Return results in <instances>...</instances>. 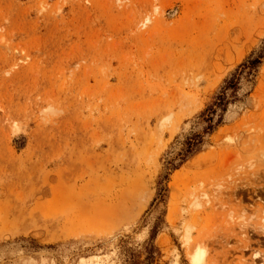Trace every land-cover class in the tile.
<instances>
[{
  "label": "rangeland",
  "instance_id": "374dc122",
  "mask_svg": "<svg viewBox=\"0 0 264 264\" xmlns=\"http://www.w3.org/2000/svg\"><path fill=\"white\" fill-rule=\"evenodd\" d=\"M263 41L264 0H0V264H264V59L200 120Z\"/></svg>",
  "mask_w": 264,
  "mask_h": 264
},
{
  "label": "trees",
  "instance_id": "16d2710c",
  "mask_svg": "<svg viewBox=\"0 0 264 264\" xmlns=\"http://www.w3.org/2000/svg\"><path fill=\"white\" fill-rule=\"evenodd\" d=\"M264 59V41L260 48L251 53L234 71L230 73L223 81L219 92L214 96L212 102L200 114V120L204 123L203 133H212L217 126L223 122V115L227 111L228 105L239 100L238 91L240 90V81H252L254 75ZM203 134H192L186 142L185 148L179 154V166L191 155L199 151L202 144ZM171 163V162H170ZM171 165H173L171 163ZM174 169L177 166L174 165Z\"/></svg>",
  "mask_w": 264,
  "mask_h": 264
}]
</instances>
